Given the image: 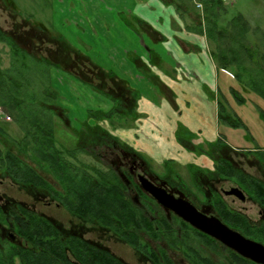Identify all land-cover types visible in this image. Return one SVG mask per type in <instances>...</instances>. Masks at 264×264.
<instances>
[{
  "label": "flooded vegetation",
  "instance_id": "flooded-vegetation-1",
  "mask_svg": "<svg viewBox=\"0 0 264 264\" xmlns=\"http://www.w3.org/2000/svg\"><path fill=\"white\" fill-rule=\"evenodd\" d=\"M164 1L171 5L169 0ZM223 1L225 5L228 2V0ZM1 2L7 8L4 0ZM196 9L202 12L203 5L197 3ZM14 14L23 17L22 13ZM29 16L23 17V21L30 25L35 33L34 38L39 44L36 55L37 52L42 53L44 44H49L50 50H47L49 56L46 57L50 59L52 58L50 54L55 53V60L59 63L54 64H59L58 66L65 69L73 78L84 84H90L94 90L111 97L109 109L116 105L112 102L114 97L118 98L121 107L130 110L135 108L137 100L133 98L128 88L116 85L107 72L96 66L85 55L77 54L72 48L55 41L53 35L58 32L46 26L45 22L38 20L36 22ZM0 31L3 30L0 28ZM9 34L13 36L12 33ZM0 43L4 46V42ZM206 46L209 51L207 40ZM88 78L91 82L97 80L100 86H93ZM243 91L255 94L263 102L255 90ZM233 92L241 94L235 90ZM169 94L171 95L170 92ZM241 98L240 102L246 100L243 96ZM219 103L225 107L220 119L218 105L219 124L234 129L242 128V119L231 109L229 102L223 99ZM263 110L261 109L260 113ZM1 120L9 123L12 118L10 116V121ZM65 121L71 125L68 112ZM96 124L101 130L82 139L75 136L76 130L71 126L73 136L70 141L74 145L68 147L63 143L60 144L58 140L62 151L57 154L54 152V155H57L55 162L48 164L37 157L36 163L32 166L39 181L42 182L16 183L4 175V172L0 173V264H4V253L8 247L15 245L21 248L29 247L20 233L21 223L38 218L46 220L52 226L58 241L52 245V251L63 250L68 264H80L77 257L88 259L96 254L101 259H103L101 256L108 255L122 264H132L114 252L113 249L117 245L129 249L134 255L136 264H259L202 232L178 212L182 211V204L188 203L203 217L216 218L245 239L264 245V154H261L260 149L232 148L221 135L217 142L204 141L203 147H209L208 151H201L203 149L200 151L209 157L213 167L211 170H206L204 167L195 168L191 164L186 166L193 177L197 176L196 189L192 191L170 176L155 173L142 152L114 136L110 129H106L104 123L98 120ZM112 125L115 124H111L110 127ZM234 125L238 127H233ZM185 145L188 149L189 145L196 148L191 142H186ZM77 146L84 147L85 151L72 150ZM209 149L211 152L213 150L215 157ZM99 164L106 166L107 170L99 167ZM51 166L59 170L61 181L53 172L47 171ZM78 167L88 169L94 182L77 184L76 186H80L81 197L74 198L72 193L75 183H71V178L72 171L75 170L77 173ZM245 167L254 170L249 172ZM104 172L116 178V182H108L107 186L121 189L124 196L123 200L109 202L127 206L115 210L114 213L109 210L110 214L106 213L103 207L104 200L94 198L97 196L94 191L97 192V186L101 185L96 180L101 176L103 179ZM5 181L17 186L33 204L18 200L7 192L1 193L4 191ZM155 195L163 197V201H159ZM246 202L258 208V219L251 218L244 209L237 208V203L244 206ZM92 204L99 207L97 214L96 209H88ZM38 205L63 209L70 217L69 225L64 227L53 221L50 215L38 210ZM117 212H121V216ZM15 264H22V260L16 257Z\"/></svg>",
  "mask_w": 264,
  "mask_h": 264
},
{
  "label": "rangeland",
  "instance_id": "rangeland-1",
  "mask_svg": "<svg viewBox=\"0 0 264 264\" xmlns=\"http://www.w3.org/2000/svg\"><path fill=\"white\" fill-rule=\"evenodd\" d=\"M14 1L18 4L16 6L18 10H15L16 13H22L24 18L32 15L36 22H46L48 27L66 37L73 46L78 48L79 44L82 45L83 53L91 55L103 63L105 59L100 44L103 41L102 39L99 42L100 40L88 38L83 32L77 34L82 25H79V27L74 25L68 28L63 24L65 16L64 0ZM107 2L111 4L123 3L122 0H115V2L109 0ZM161 2V0H127L125 3L131 7L130 9H133L135 15L151 19L148 12L141 9L156 7V10H158L157 16L160 11L162 12L160 13L161 18L165 12L167 15L173 12V8H166ZM225 12L220 22L221 28H225L234 16L241 14L249 21L252 29L260 28L262 31L264 30V0H228L225 5ZM23 17L15 15L12 10L4 7L0 0V28L5 32L12 33L19 44L30 52L35 53L39 44L34 38L33 28L23 21ZM113 18L114 20H117V18L125 19L126 16L117 15ZM120 21L122 22V20ZM188 23L191 22L188 21ZM111 30L112 28L110 29L112 37H116L114 36V30ZM184 36L191 39L198 46L200 52L186 55L185 70L179 72L181 75H178V79L174 78L171 73L154 71V74L160 79L158 80L150 71L146 72L151 90H140L134 114L131 112L127 117L115 116L112 119L113 121L115 120V125L111 127L108 122L101 123H104L106 129H110L114 136L134 147L137 151L142 152L149 160L148 164L155 173L170 176L179 184H183L194 191L196 189L197 176L193 177L192 172L190 173V169L186 166L191 164L195 168L204 167L206 170H211L213 167L209 157L201 152L208 151L207 148H209L203 147L204 141L217 142L221 135L224 137L222 139L232 148L264 150V120L260 113L261 109H264V103L255 94L245 93L240 90V86L232 77V74L219 71L217 66L215 67L212 60L206 55L207 46L204 36H198L193 32L185 33ZM171 46L172 43L169 47ZM208 46L210 47L209 44ZM2 48L3 50H1ZM0 50V66L6 68L10 64L9 47L5 43L4 46L3 43H0ZM47 50H50L49 44H44L42 53L37 52V55L49 56ZM54 55L55 53L50 54L54 60L50 59L52 63H57L58 61L55 60ZM107 66L110 65L107 64ZM50 79L53 87L59 92V103L62 104L60 106L67 110L71 122L70 125L68 121H59L56 128V137L60 144L73 146L74 144L70 141L73 136L72 128L80 131L84 123L91 126L95 125L97 121L92 117L94 115L93 112L98 110L109 111L111 106L110 98L94 90L90 84H84L82 81L73 78L65 69L59 66L50 68ZM88 81L93 86H100L95 79L94 82H91L88 78ZM160 81L171 86V90H163ZM164 83L162 84L165 85ZM232 87L241 94L238 95V93L233 92L231 90ZM242 96L246 100L240 102L239 99H242ZM223 99L229 102L231 109L242 119V128L234 129L219 124L218 105ZM146 106H154L160 117L157 118L154 115L153 119L147 118L143 120V112H145ZM86 120L87 122H85ZM0 122L2 123L3 121L0 119ZM3 142L4 138H2L0 143L3 144ZM186 142L195 144L196 148L189 145V149L196 151H190L185 145ZM4 143L9 148V143ZM200 149L203 150L200 151ZM210 153L215 157L213 150L212 152L210 150ZM91 160L89 159V161ZM237 160L239 161V158ZM99 167L107 170L106 166L104 168L99 164ZM246 169L249 172L254 170L253 168ZM4 183V191H1V193L7 192L8 195L18 200L33 204L32 200L21 192L17 186L7 181ZM236 205L237 208L244 209L251 218L258 219V208L256 206L249 202L244 203V206L240 203ZM38 210L50 215L53 221L64 227L70 223V217L63 209L56 207L46 208L38 205ZM113 250L130 263L136 264L133 259V253L126 247L117 245Z\"/></svg>",
  "mask_w": 264,
  "mask_h": 264
},
{
  "label": "trees",
  "instance_id": "trees-1",
  "mask_svg": "<svg viewBox=\"0 0 264 264\" xmlns=\"http://www.w3.org/2000/svg\"><path fill=\"white\" fill-rule=\"evenodd\" d=\"M169 2L174 7L178 20L183 22L185 30L204 36L207 40L210 45V55L218 70L232 74L240 90H255L264 102V30L252 29L249 21L241 14L234 16L225 28H221L220 22L226 13L223 0H169ZM4 3L7 9L14 13L18 10L16 8L18 4L14 0H4ZM197 3L203 5L202 12L196 9ZM53 37L55 41L80 54L64 36L55 33ZM0 42H4L9 47L10 53L9 66L6 68L0 66V107L12 118L10 124L0 122V142L4 138V142L9 143V148L4 145L6 143H0L2 146H0V173L4 172V175L16 183H40L42 181H39L32 165L36 163L37 157L48 164L57 160L54 152L57 154L62 148L58 145L56 128L59 121L65 122L67 119L66 110L59 105V92L53 87L50 79V68L58 65L52 63L46 56H38L27 51L19 45L14 36L5 31H0ZM107 75L116 85L124 87L125 81L116 78L112 72H108ZM124 88L129 89L126 86ZM130 91L137 100L138 92ZM112 102L116 105L109 111H95L92 117L111 125L115 123L112 120L115 116L127 117L131 112L133 114L135 112L134 108L130 110L121 107L118 98L114 97ZM224 109V105L219 103L220 119ZM261 115L264 120V110ZM98 130H101L99 125L91 126L84 123L80 131H75V136L82 139ZM72 150L81 152L85 151V148L77 146ZM261 154H264V150H261ZM80 166L84 165L80 164ZM76 170L77 173L75 170L72 171L71 183H75L72 194L74 198H80V186L76 185L94 181L88 169L78 167ZM47 171L60 177L59 170L54 166ZM103 175V179L101 176L96 180L101 185L97 186V192L94 191L97 194L94 198L104 200L103 207L106 213H109V210L114 213L121 207H127L122 203L109 202L123 200L124 196L121 189L107 186L108 182H116V178L110 177L107 172ZM96 207L92 204L88 209H96L97 214L99 207ZM117 213L121 216V212ZM21 224L20 233L29 247L21 248L17 245L8 247L4 253V264H15L16 257L22 260V264H68L63 250L52 251V245L58 241L52 226L46 220L31 219V222ZM101 257L103 259L96 254L88 259L77 257V260L80 264H122L108 255Z\"/></svg>",
  "mask_w": 264,
  "mask_h": 264
},
{
  "label": "crops",
  "instance_id": "crops-1",
  "mask_svg": "<svg viewBox=\"0 0 264 264\" xmlns=\"http://www.w3.org/2000/svg\"><path fill=\"white\" fill-rule=\"evenodd\" d=\"M107 1L109 0H64L65 16L63 18V24L68 28L82 25L77 34L83 32L92 40H100L99 42L101 39L103 40L100 44L105 59L104 61L102 59L104 65L97 58L83 53L82 45L78 43L80 50L65 38L76 51L85 55L96 66H100L104 72H112L116 78L125 81L124 87H129L130 90H135L138 94L140 90H151L146 75L148 71L155 78L157 76L154 71H163L171 73L174 78L178 79V75H181L179 72L185 70L186 55L200 52L198 46L187 36H184L189 32L178 20L172 5L167 4L164 0H161V3L166 8H173V12L170 15L165 12L161 18L160 13L162 12L160 11L157 16L156 7L141 9L147 11L151 19L135 15L133 9H130L131 7L125 3L127 0H122V4L114 3L115 0H110L114 1V4ZM117 15L121 17L125 15L126 18L114 20L113 17ZM111 28L116 37H112ZM171 43L172 46L169 47ZM206 55L214 63L207 47ZM214 65L216 67L215 63ZM162 83L164 82L160 81L163 90H171V86ZM120 87L123 88L121 85ZM144 111L143 120L151 119L154 115L157 118L160 117L154 106H146Z\"/></svg>",
  "mask_w": 264,
  "mask_h": 264
},
{
  "label": "water",
  "instance_id": "water-1",
  "mask_svg": "<svg viewBox=\"0 0 264 264\" xmlns=\"http://www.w3.org/2000/svg\"><path fill=\"white\" fill-rule=\"evenodd\" d=\"M155 197L159 201H163V197L158 195H155ZM181 206L183 208L181 212H178L179 215H184L183 217L199 230L220 240L256 263L264 264V245L245 239L216 218L203 217L188 203H184Z\"/></svg>",
  "mask_w": 264,
  "mask_h": 264
},
{
  "label": "built area",
  "instance_id": "built-area-1",
  "mask_svg": "<svg viewBox=\"0 0 264 264\" xmlns=\"http://www.w3.org/2000/svg\"><path fill=\"white\" fill-rule=\"evenodd\" d=\"M0 118L3 119L4 121H10V116L4 113L2 107H0Z\"/></svg>",
  "mask_w": 264,
  "mask_h": 264
}]
</instances>
